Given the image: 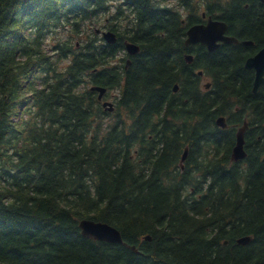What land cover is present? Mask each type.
<instances>
[{
	"label": "trees",
	"instance_id": "16d2710c",
	"mask_svg": "<svg viewBox=\"0 0 264 264\" xmlns=\"http://www.w3.org/2000/svg\"><path fill=\"white\" fill-rule=\"evenodd\" d=\"M202 10L253 44L185 46ZM263 44L261 0H0V264H264Z\"/></svg>",
	"mask_w": 264,
	"mask_h": 264
},
{
	"label": "water",
	"instance_id": "95a60500",
	"mask_svg": "<svg viewBox=\"0 0 264 264\" xmlns=\"http://www.w3.org/2000/svg\"><path fill=\"white\" fill-rule=\"evenodd\" d=\"M227 29V24L221 20H214L211 17L208 18L207 22L204 24H195L190 26L186 31V39L184 44L186 46L192 44H201L204 45L207 51L212 52L218 48L221 42L223 43H234L237 44L239 40L234 36H228L225 34ZM100 30L96 29L98 33ZM101 35L107 43H114L116 41V34L111 30H102ZM125 51L129 55H134L139 52V46L133 42L125 40L124 42ZM245 45L252 44L251 40L242 41ZM193 59L192 54L185 53L184 60L190 63ZM130 63V60H127V65ZM244 67L248 70L254 71V80L252 85V93H257L260 87L264 84V45L260 48L254 55H251L246 58L244 62ZM199 75L202 74L201 71L198 72ZM206 87H209V84H205ZM91 90L98 92V99L100 100L103 97L106 89L102 86H91ZM177 84L174 85L173 90L177 91ZM103 106L105 109L112 111L113 103L109 101H104ZM216 124L221 128H226L227 123L224 116H219L216 119ZM248 128V123L245 120L243 125L237 128L235 144L232 148L231 159L232 161H238L245 157L246 153L244 150V134ZM188 153V147H185L181 158L180 166L183 167V162L186 159ZM80 233L83 237L89 239H95L99 241H105L109 243H118L121 244L132 251L139 253L135 245L127 244L123 241L121 234L117 228L114 226L101 222L95 221L89 218L80 219L78 222ZM146 239H150L149 236H146ZM251 241V236H241L236 242L241 245L248 244ZM68 264H77V263H68Z\"/></svg>",
	"mask_w": 264,
	"mask_h": 264
},
{
	"label": "flooded vegetation",
	"instance_id": "af4514ba",
	"mask_svg": "<svg viewBox=\"0 0 264 264\" xmlns=\"http://www.w3.org/2000/svg\"><path fill=\"white\" fill-rule=\"evenodd\" d=\"M261 1H264V0H261ZM246 5H247V4L244 3V4H243V7H245ZM201 17H202V20L197 21L196 24H204V23H206L209 17H211V18L214 19V20H221V21H224V22L227 24V29H226V31H225V34L228 35V36H234V37H236V38L239 40V42H238L237 44L241 43L242 45H245V44L242 43V41H244L245 38H239L236 34L230 32V30H229V29H230V28H229V24H228V22H227L226 20L219 19V18H215V17H212L211 15H206V13H205L204 10H202ZM234 25H235V24H234ZM234 25H233V24L231 25L232 30H234V27H235ZM235 31H237V30H235ZM251 41H252V40H251ZM222 44H234V43H223V42H221L220 45H222ZM237 44H235V45H237ZM252 44H253V41H252ZM252 44H250V45H252ZM220 45H219V46H220ZM263 45H264V44H263ZM263 45H262V46H263ZM262 46H261L260 48H262ZM204 47H205V46H204ZM205 48H206V47H205ZM260 48H259V49H260ZM259 49H258V50H259ZM258 50H257V51H258ZM257 51H256V52H257ZM256 52H255V53H256ZM255 53H253V54H255ZM192 56H193V59H194V55H192ZM248 57H249V56H248ZM193 59H192V61H193ZM245 60H246V59H245ZM245 60H244V62H245ZM192 61H191V62H192ZM191 62H190V63H191Z\"/></svg>",
	"mask_w": 264,
	"mask_h": 264
},
{
	"label": "rangeland",
	"instance_id": "374dc122",
	"mask_svg": "<svg viewBox=\"0 0 264 264\" xmlns=\"http://www.w3.org/2000/svg\"><path fill=\"white\" fill-rule=\"evenodd\" d=\"M107 100H111V99H107ZM112 101V100H111Z\"/></svg>",
	"mask_w": 264,
	"mask_h": 264
}]
</instances>
